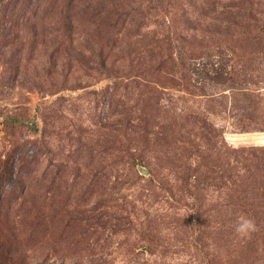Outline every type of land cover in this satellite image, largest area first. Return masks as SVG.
I'll use <instances>...</instances> for the list:
<instances>
[{
	"label": "rangeland",
	"instance_id": "obj_1",
	"mask_svg": "<svg viewBox=\"0 0 264 264\" xmlns=\"http://www.w3.org/2000/svg\"><path fill=\"white\" fill-rule=\"evenodd\" d=\"M2 245L264 264V0H0Z\"/></svg>",
	"mask_w": 264,
	"mask_h": 264
},
{
	"label": "clouds",
	"instance_id": "obj_2",
	"mask_svg": "<svg viewBox=\"0 0 264 264\" xmlns=\"http://www.w3.org/2000/svg\"><path fill=\"white\" fill-rule=\"evenodd\" d=\"M259 230L256 221L247 216L240 215L234 225V233L239 239L250 238L252 234Z\"/></svg>",
	"mask_w": 264,
	"mask_h": 264
},
{
	"label": "trees",
	"instance_id": "obj_3",
	"mask_svg": "<svg viewBox=\"0 0 264 264\" xmlns=\"http://www.w3.org/2000/svg\"><path fill=\"white\" fill-rule=\"evenodd\" d=\"M22 224V223H21ZM6 250H5V247L2 245V246H0V256H1V258H0V260L2 261V263H3V261H4V263L3 264H7V262H8V260H9V258H8V260H6L5 258H4V252H5ZM6 253H7V251H6Z\"/></svg>",
	"mask_w": 264,
	"mask_h": 264
}]
</instances>
